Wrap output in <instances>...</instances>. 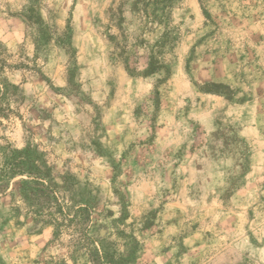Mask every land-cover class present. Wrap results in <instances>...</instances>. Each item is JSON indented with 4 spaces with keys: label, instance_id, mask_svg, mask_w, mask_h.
<instances>
[{
    "label": "rangeland",
    "instance_id": "374dc122",
    "mask_svg": "<svg viewBox=\"0 0 264 264\" xmlns=\"http://www.w3.org/2000/svg\"><path fill=\"white\" fill-rule=\"evenodd\" d=\"M0 50V143L91 215L0 195V264H264V0H0Z\"/></svg>",
    "mask_w": 264,
    "mask_h": 264
},
{
    "label": "trees",
    "instance_id": "16d2710c",
    "mask_svg": "<svg viewBox=\"0 0 264 264\" xmlns=\"http://www.w3.org/2000/svg\"><path fill=\"white\" fill-rule=\"evenodd\" d=\"M160 2L148 1L144 6L146 14H150V5ZM163 10V7H155L151 12ZM209 16L208 12H205ZM1 51V50H0ZM8 64L0 52V118H6L13 112L12 102L15 99L13 85L6 75ZM132 70L129 66L127 67ZM169 73L167 65L158 62H151L148 68L149 73ZM133 72V71H132ZM43 154L31 145L24 148H17L11 142L0 143V195L9 196L15 203L20 197L25 204L15 206L17 214L26 210L25 216L34 214L35 223H50L59 229L64 222H75L82 228L91 227L90 207L86 204H77L74 199L70 203L65 197H60L58 185L46 167ZM58 233V230L56 231ZM86 236V235H85ZM97 252V248L95 249Z\"/></svg>",
    "mask_w": 264,
    "mask_h": 264
}]
</instances>
